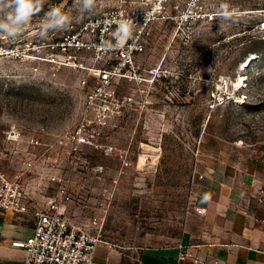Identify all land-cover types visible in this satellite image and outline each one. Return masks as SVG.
Here are the masks:
<instances>
[{
	"label": "rangeland",
	"instance_id": "1",
	"mask_svg": "<svg viewBox=\"0 0 264 264\" xmlns=\"http://www.w3.org/2000/svg\"><path fill=\"white\" fill-rule=\"evenodd\" d=\"M138 2L165 7L136 57L144 81L117 82L121 114L94 145L72 139L94 75L116 56L81 48L84 27L131 1L96 0L94 14L42 37L50 5L78 16L75 0H49L15 39L0 37V173L22 184L31 207L66 189L75 223L128 250L201 234L220 197L264 225V0ZM222 4L230 20L216 15Z\"/></svg>",
	"mask_w": 264,
	"mask_h": 264
},
{
	"label": "built area",
	"instance_id": "2",
	"mask_svg": "<svg viewBox=\"0 0 264 264\" xmlns=\"http://www.w3.org/2000/svg\"><path fill=\"white\" fill-rule=\"evenodd\" d=\"M131 5H121L94 18L84 27L91 40L81 44L87 51L101 54V59L115 54L116 61L108 69H100L94 75L98 85L90 98V104L83 113V119L78 127L73 141L76 147L94 145V135L101 133L108 127L111 120L121 114L122 105L116 96V84L120 79L139 80V67L136 57L147 47L153 36V24L164 12V5L148 8L147 3L130 0ZM166 18V17H165ZM177 19V17H174ZM209 20L213 16H208ZM131 22V37L125 41H118L115 33L118 22ZM183 22L193 28V21L189 16H183ZM63 48L66 43H61ZM69 56V59H72ZM92 112L93 118L88 119ZM95 173H102V169H94ZM71 194L62 189L59 196L54 198L45 208L31 207L25 201L22 184L17 180H10L0 173V217L3 213H20L32 216L34 219L33 234L25 240H16L11 245L26 252L24 264H95L96 248L104 243L100 236L91 233L81 225L75 223L68 214L72 203ZM182 250L183 247H180ZM192 258L183 251L178 261ZM197 264H208L195 257ZM212 264H219L215 261Z\"/></svg>",
	"mask_w": 264,
	"mask_h": 264
},
{
	"label": "crops",
	"instance_id": "3",
	"mask_svg": "<svg viewBox=\"0 0 264 264\" xmlns=\"http://www.w3.org/2000/svg\"><path fill=\"white\" fill-rule=\"evenodd\" d=\"M204 219L201 234L186 232L177 245L165 248L128 250L100 244L94 254L95 264H197L194 258L212 264H264V225L247 210L233 207L230 198H217ZM222 201L220 203L219 201ZM69 214V212H68ZM34 219L20 213L0 217V264H24L26 252L11 243L33 234ZM180 247H183L181 250ZM187 251L192 258L178 261Z\"/></svg>",
	"mask_w": 264,
	"mask_h": 264
},
{
	"label": "clouds",
	"instance_id": "4",
	"mask_svg": "<svg viewBox=\"0 0 264 264\" xmlns=\"http://www.w3.org/2000/svg\"><path fill=\"white\" fill-rule=\"evenodd\" d=\"M49 0H0V37L15 39L21 34L26 25L30 24L32 17L43 10V5ZM78 12L77 18L65 12L62 7L50 5L49 10L40 20V35L46 36L51 31L65 30L74 21L78 22L83 14H94L96 0H75ZM222 20H230L233 13L229 11L227 4H222L216 13ZM118 41H127L131 37V22L121 21L115 33Z\"/></svg>",
	"mask_w": 264,
	"mask_h": 264
},
{
	"label": "water",
	"instance_id": "5",
	"mask_svg": "<svg viewBox=\"0 0 264 264\" xmlns=\"http://www.w3.org/2000/svg\"><path fill=\"white\" fill-rule=\"evenodd\" d=\"M250 63H251V61H249V62L247 63V65L250 64Z\"/></svg>",
	"mask_w": 264,
	"mask_h": 264
}]
</instances>
